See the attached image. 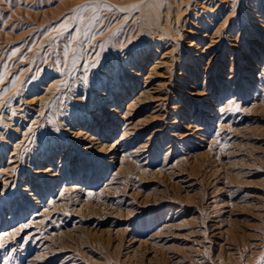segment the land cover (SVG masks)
<instances>
[{"label": "rangeland", "instance_id": "rangeland-1", "mask_svg": "<svg viewBox=\"0 0 264 264\" xmlns=\"http://www.w3.org/2000/svg\"><path fill=\"white\" fill-rule=\"evenodd\" d=\"M0 0V264H264V0Z\"/></svg>", "mask_w": 264, "mask_h": 264}, {"label": "bare ground", "instance_id": "bare-ground-1", "mask_svg": "<svg viewBox=\"0 0 264 264\" xmlns=\"http://www.w3.org/2000/svg\"><path fill=\"white\" fill-rule=\"evenodd\" d=\"M162 1V0H161ZM160 0H141L139 4V10L136 12V16L134 14L131 15V20L133 19V23L135 21H139L140 23H144L150 25L155 30L161 31L160 25H158V19L162 16V5Z\"/></svg>", "mask_w": 264, "mask_h": 264}]
</instances>
